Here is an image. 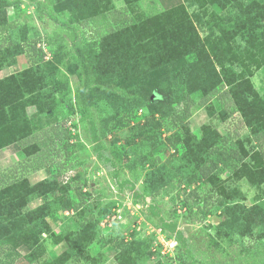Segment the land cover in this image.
<instances>
[{"label":"rangeland","instance_id":"1","mask_svg":"<svg viewBox=\"0 0 264 264\" xmlns=\"http://www.w3.org/2000/svg\"><path fill=\"white\" fill-rule=\"evenodd\" d=\"M182 1L141 0L126 6L115 0H0V14L9 22L0 32L1 52H11L0 78L30 70L43 81L36 103L25 107L33 140L0 149V185L22 178L47 180V193L27 209L46 207L49 226L29 246L23 238H0V264H57L68 250L66 236L78 231L92 237L85 247L91 262L70 257L60 264H264V181L256 177L252 183L242 170L244 164L264 162L251 133L253 117L229 106L218 94L222 89L205 94L209 99L203 103L207 84L184 86L172 69H161L147 82L132 77L114 81L98 70L101 64L94 56L109 28L139 22ZM250 1L209 2L200 9L206 22L197 24L200 35L217 42L220 28L233 32L247 18ZM251 69L253 86L264 94V63ZM110 97L133 106L130 126L156 117L163 144L148 153L140 151L137 141L138 148L128 152V118L106 103ZM187 105L189 132L172 117L183 114ZM190 141L211 146L207 166L219 160L209 178L181 159ZM237 151L246 155L244 162L234 157ZM157 157L165 181L145 204L137 193L142 194L149 160ZM121 208L123 221L102 225ZM73 209L76 213L65 214ZM121 241L133 244L126 255Z\"/></svg>","mask_w":264,"mask_h":264},{"label":"trees","instance_id":"2","mask_svg":"<svg viewBox=\"0 0 264 264\" xmlns=\"http://www.w3.org/2000/svg\"><path fill=\"white\" fill-rule=\"evenodd\" d=\"M123 1L126 6H129L141 0ZM213 1L183 0L160 14L139 22L124 23L118 28H109L108 32L102 35L99 51L94 56L101 64L98 70H102L114 81L132 77L147 82L154 77L155 73L158 74L162 72L161 69L166 68L172 69V73L181 78L184 86L191 87L193 84L194 89H199L207 84L204 96L212 90L218 92L222 89L218 94L228 101L229 106L249 113L255 120L251 133L259 142L258 153L264 161V94H260L250 80L253 72L252 64L259 68L264 63L262 23L264 2L251 0L247 7V18L242 23L235 24L232 28L233 32L220 28L221 37L214 42L208 36L202 37L197 27L198 23L206 24L200 9H206L207 4ZM192 6L198 7V10L191 13L189 8ZM8 26L6 14H0V32L6 31ZM1 49L0 46V69L6 61L5 57L11 55L10 49L6 48L4 52H1ZM192 55L195 56L194 61H188L187 57ZM235 65H240L242 70L236 72L233 69ZM212 70L216 79L213 77ZM42 87L43 81L30 70L10 73L0 78V149L23 140H33L34 127L28 120L25 107L36 103V94ZM208 97L203 100V103L208 102ZM106 103H111L113 110L116 108L123 112L122 117L128 118V125H131L133 106L120 99L113 102L112 97L107 98ZM189 115L190 106L187 105L183 114L174 113L172 117L189 132L187 122L184 121V118ZM130 130L131 146L128 152H132L134 147L138 148L140 144L137 141L141 142L140 151L148 153L165 141L159 135V121L154 116H147L143 121L137 120L133 126H130ZM32 144L33 142L28 145ZM186 147L187 150L181 154V159L188 162L193 170L198 169L202 178H209L214 173L213 170L219 166V160L207 166L211 146L190 141ZM201 148L203 153H199ZM119 149L126 153L125 146H120ZM197 157H200V160ZM234 157L244 162V157L239 156L238 151L235 152ZM158 159L157 157L149 160L150 169L145 174L142 194L137 193V197L139 196L145 204L148 203L147 197L158 193L165 181L162 180L165 175L160 172ZM226 160L228 158L224 157L223 161ZM258 164L251 166L244 164L242 168L252 183L257 180L256 177L258 181H264V162ZM47 191V180L31 183L27 178H22L0 185V238L9 237L13 240L23 238L28 246L36 243L38 236L49 230L44 220L46 207L30 210L27 206L34 199L43 197ZM152 205L149 204L150 207ZM103 216L102 214L96 218L98 223ZM250 224L251 227L256 225L254 221ZM66 240L69 246L62 261L75 257L91 262L90 254L85 247L92 237L86 238L85 231H78L73 234V237L66 236ZM119 245L124 247L123 255H126L128 248L133 247V244L128 246L124 241H121ZM62 261L56 263L60 264ZM121 264H124V261H121Z\"/></svg>","mask_w":264,"mask_h":264},{"label":"built area","instance_id":"3","mask_svg":"<svg viewBox=\"0 0 264 264\" xmlns=\"http://www.w3.org/2000/svg\"><path fill=\"white\" fill-rule=\"evenodd\" d=\"M124 211H125V208H121V209H118L116 212H114L111 216H107L106 218H104L101 222H102V225L105 226V225H108L110 227H112L114 225V222H121L124 220ZM75 213V210L73 209L72 211L70 210H67L65 212L66 215H70V214H73Z\"/></svg>","mask_w":264,"mask_h":264},{"label":"crops","instance_id":"4","mask_svg":"<svg viewBox=\"0 0 264 264\" xmlns=\"http://www.w3.org/2000/svg\"><path fill=\"white\" fill-rule=\"evenodd\" d=\"M123 1V0H122ZM115 2H116V5L117 4H124L125 5V2L123 1V2H121L120 0H115Z\"/></svg>","mask_w":264,"mask_h":264}]
</instances>
